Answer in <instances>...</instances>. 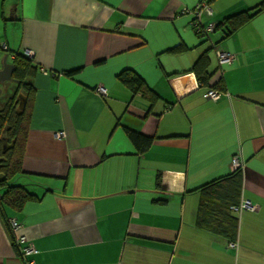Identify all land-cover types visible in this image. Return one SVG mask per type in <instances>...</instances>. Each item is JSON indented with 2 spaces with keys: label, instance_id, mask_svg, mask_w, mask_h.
I'll return each mask as SVG.
<instances>
[{
  "label": "crops",
  "instance_id": "0c3cea01",
  "mask_svg": "<svg viewBox=\"0 0 264 264\" xmlns=\"http://www.w3.org/2000/svg\"><path fill=\"white\" fill-rule=\"evenodd\" d=\"M201 1L4 0L12 24L1 45L33 51V93L17 95L16 183L31 196L0 202V264H264V0H207L209 35L183 12ZM256 7L232 30L228 17ZM218 49L234 61L219 67ZM221 85L219 99L204 97ZM128 130L151 145L140 150ZM236 154L240 196L259 209L230 212L233 239L215 186L203 187L231 174ZM10 217L34 254L13 243Z\"/></svg>",
  "mask_w": 264,
  "mask_h": 264
},
{
  "label": "trees",
  "instance_id": "16d2710c",
  "mask_svg": "<svg viewBox=\"0 0 264 264\" xmlns=\"http://www.w3.org/2000/svg\"><path fill=\"white\" fill-rule=\"evenodd\" d=\"M264 5V4H263ZM263 7H256L239 14H235L227 18V22L232 26V30H235L248 20H250L260 9ZM218 27V26H217ZM209 35V34H208ZM0 47L8 53L12 54L10 50H6L3 45ZM14 69L12 72L13 79H27L30 78L32 73V65L30 64V57L23 54H15L14 57ZM219 67H221L218 64ZM121 78L125 81H132L135 87L139 86L141 83V78L130 72L126 71L121 74ZM201 81L206 78L201 77ZM201 84H205L201 82ZM22 88V87H21ZM23 88L26 91L27 98H31L33 93V86L31 82H25ZM210 89V88H209ZM213 89L219 90L225 94L223 86L213 87ZM17 91L13 92V95L8 99L7 104L4 109L0 110V202H7L12 204L14 207H20L26 199L31 196L22 185L16 183V178L22 173V162H21V141L24 137V122L26 120V112L18 108V98ZM8 123V128H5V124ZM5 134L7 136V142L10 145L4 150L2 146L1 136ZM128 134L131 140L140 148V150H146L152 143V138L145 136L140 132H135L133 130H128ZM243 168L235 169L226 177L218 180H214L206 184L203 188H212L215 186V200L218 203L217 213L223 218L227 217L231 221L234 228L233 239H236L237 221L238 217L232 215L230 212L235 211L232 209L233 206L240 204L242 198L240 196L241 190V174ZM15 244V242L13 241ZM16 245V244H15ZM17 246V245H16Z\"/></svg>",
  "mask_w": 264,
  "mask_h": 264
},
{
  "label": "built area",
  "instance_id": "2783aa9c",
  "mask_svg": "<svg viewBox=\"0 0 264 264\" xmlns=\"http://www.w3.org/2000/svg\"><path fill=\"white\" fill-rule=\"evenodd\" d=\"M183 12L192 14L191 24L197 32H203L206 35H208L211 31L216 29V25H217L216 23H209L205 25L202 21L203 13L212 12V8L207 0L201 1L194 8L184 7ZM3 47L6 48V45L3 44ZM216 54H217L218 64L220 66H223L225 64H231L236 57V54L229 50H222V49L219 50L218 49L216 50ZM27 55L29 57H32L33 51L28 50ZM97 90L99 93L103 95H106L108 92L107 88L103 85H100ZM223 94L224 93L219 90L210 88L204 93V97L212 98L216 100V99H219ZM57 135L59 137H62L64 135V132L60 131L57 133ZM244 166H245V163L240 157V155L238 154L234 155L232 159L233 170L238 169V168H244ZM232 209L237 213H241L245 209H250L252 211H258L259 208L257 205L253 204L251 201L242 199L240 204L233 206ZM8 224H9V228H10L13 241L19 247L20 253L26 257L34 254L37 251L36 247L33 245L32 242H30L28 237L22 232L23 225L19 222V220L15 217H10L8 219ZM229 245L231 247H236L237 242L230 241ZM30 263L32 264L34 263V261L31 260Z\"/></svg>",
  "mask_w": 264,
  "mask_h": 264
},
{
  "label": "rangeland",
  "instance_id": "374dc122",
  "mask_svg": "<svg viewBox=\"0 0 264 264\" xmlns=\"http://www.w3.org/2000/svg\"><path fill=\"white\" fill-rule=\"evenodd\" d=\"M4 0H0V45L3 43L4 33H5V24H12L11 21H9L10 12L8 10V3L4 5ZM3 5V6H2ZM5 56V51L0 47V69L3 67V58ZM13 90V83L9 81L7 83V87L5 88V91L3 95L0 97V101H3L7 95H9L10 92Z\"/></svg>",
  "mask_w": 264,
  "mask_h": 264
},
{
  "label": "flooded vegetation",
  "instance_id": "af4514ba",
  "mask_svg": "<svg viewBox=\"0 0 264 264\" xmlns=\"http://www.w3.org/2000/svg\"><path fill=\"white\" fill-rule=\"evenodd\" d=\"M15 54L16 53H12L11 55H9L8 53H5V55H7V61L10 62V63H13L14 62ZM12 81H13V89H14V91H17L18 92L17 93L18 96L21 95V94H23V95L26 94L27 95V93H26L27 90H25L23 88V86L25 85V82L26 83L27 82H30V79L29 78H27V79L14 78V79H12ZM4 90H5V88H4ZM21 98L22 99H20V102H22V100L26 101V99H27V98H24L22 95H21ZM2 109H4V106L1 108V110ZM6 138H7V136L5 134H3L1 136L2 146H3V149L4 150L7 148L8 145H10V143L7 142L8 140Z\"/></svg>",
  "mask_w": 264,
  "mask_h": 264
},
{
  "label": "water",
  "instance_id": "95a60500",
  "mask_svg": "<svg viewBox=\"0 0 264 264\" xmlns=\"http://www.w3.org/2000/svg\"><path fill=\"white\" fill-rule=\"evenodd\" d=\"M14 64L7 61V55L3 58V67L0 69V82H4L6 79H13L12 72ZM1 91V90H0Z\"/></svg>",
  "mask_w": 264,
  "mask_h": 264
}]
</instances>
